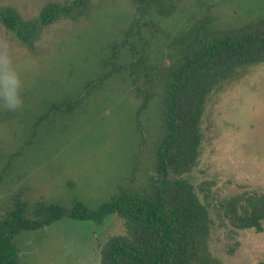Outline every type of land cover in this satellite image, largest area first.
<instances>
[{
  "label": "rangeland",
  "instance_id": "1",
  "mask_svg": "<svg viewBox=\"0 0 264 264\" xmlns=\"http://www.w3.org/2000/svg\"><path fill=\"white\" fill-rule=\"evenodd\" d=\"M72 1L0 0V8L38 23L47 5ZM169 1L156 15L131 0H92L82 15L41 28L33 49L0 24V52L19 74L23 99L15 112L0 101V221L19 198L31 209L82 203L96 211L122 189L149 187L162 70L203 28L264 17V0ZM132 49L143 61L130 68ZM202 131L190 180L210 207L208 251L220 264H264V230H237L224 215L233 200L264 195V66L210 96ZM126 233L116 215L102 225L65 218L22 233L19 263L101 264L106 244Z\"/></svg>",
  "mask_w": 264,
  "mask_h": 264
},
{
  "label": "trees",
  "instance_id": "2",
  "mask_svg": "<svg viewBox=\"0 0 264 264\" xmlns=\"http://www.w3.org/2000/svg\"><path fill=\"white\" fill-rule=\"evenodd\" d=\"M91 1L49 4L38 23H26L15 10L0 8V24L22 45L33 49L41 28L82 15ZM131 1L156 15L171 5L169 0ZM132 51L136 62L130 68L143 61L141 52ZM258 66H264V17L237 28L198 31L159 76L161 125L154 150L155 174L149 187L141 193L122 189L96 211L82 203L67 210L59 204L40 202L31 209L28 202L17 199L0 221V264H20L17 241L22 233L51 227L65 218L102 225L114 215L125 222L127 233L106 244L101 264H220L208 251L210 207L190 176L201 159L202 124L210 96ZM224 215L237 230L261 233L264 195L235 199Z\"/></svg>",
  "mask_w": 264,
  "mask_h": 264
},
{
  "label": "clouds",
  "instance_id": "3",
  "mask_svg": "<svg viewBox=\"0 0 264 264\" xmlns=\"http://www.w3.org/2000/svg\"><path fill=\"white\" fill-rule=\"evenodd\" d=\"M0 101L12 112L22 108V81L6 53L0 52Z\"/></svg>",
  "mask_w": 264,
  "mask_h": 264
}]
</instances>
